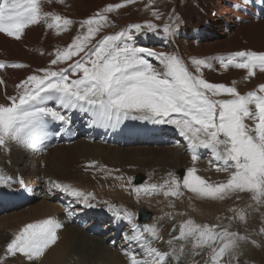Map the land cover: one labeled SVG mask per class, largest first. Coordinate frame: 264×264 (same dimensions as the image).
<instances>
[{
	"label": "snow or ice",
	"instance_id": "6c2138e0",
	"mask_svg": "<svg viewBox=\"0 0 264 264\" xmlns=\"http://www.w3.org/2000/svg\"><path fill=\"white\" fill-rule=\"evenodd\" d=\"M43 2L0 0V33L19 40L29 26L42 21L47 28L58 32L67 31L73 25L72 19L45 11ZM134 2L123 0V3L109 4L102 12L80 21L83 31L65 48L56 49L50 60L51 66L64 63L66 67L37 69L15 85L14 95L5 92L4 101L0 102V148L7 150L15 144L37 149L53 132V124L61 127L70 124L69 113L88 116L92 125L100 127H117L127 120L173 125L187 141L194 163L199 158L197 149L210 150L214 160L222 162L215 165V170L229 175L225 181L211 182L199 175L196 167H190L182 178L169 173L163 184L132 185V178H128L127 183L132 185L131 192L137 199L160 193L165 197H180L183 189L197 198L214 201L249 193L257 205H264V83L242 94L236 81L226 85L204 78L202 69L212 68L208 59L193 57V72L175 53L135 46L136 36L145 34V30L153 34L161 31L151 21L128 25L93 43L109 23L107 13ZM153 15L160 19L159 13ZM178 23V19L166 23L162 29L164 35H174ZM217 59L224 69L231 66L245 70V80L256 76L257 71L264 73V51H236ZM6 67L27 65L0 61V69ZM0 84H4L3 79ZM54 134L59 135V130ZM95 166L96 162L91 161L85 168ZM10 180L11 177L0 172V184ZM18 182L24 186L22 178ZM50 183L52 188L75 198L83 207H96L92 203L94 193L69 184ZM107 208L113 213L114 221L127 225L123 238L129 245L125 255L130 264H179L186 242H191L194 255L200 254L196 249L210 250L205 264H234L241 243L249 241V235L230 231L228 226L202 225L188 219L178 229L173 226V232L178 231V235L166 241L169 250L164 251L153 244V241H163L156 224H139L136 213L113 209L111 205ZM237 215L241 221L245 219L242 210ZM61 227L52 217L25 224L6 244L5 257L15 258L19 254L30 262L39 259L57 242V230ZM260 232L264 233V228Z\"/></svg>",
	"mask_w": 264,
	"mask_h": 264
},
{
	"label": "rangeland",
	"instance_id": "374dc122",
	"mask_svg": "<svg viewBox=\"0 0 264 264\" xmlns=\"http://www.w3.org/2000/svg\"><path fill=\"white\" fill-rule=\"evenodd\" d=\"M117 3H123V0H53L52 6L51 2H48V0H44L43 8L45 11L54 12L68 17L72 19L74 23L69 27L67 31L58 32L54 28H47L46 24L42 21V25L45 24L43 26L45 27L46 36H48V38L50 39L46 38L45 36V38L40 41L39 50L41 53V59L39 61V64H41L43 68L66 67L67 65L64 63H61L57 66L50 65V60L54 58L56 49L65 48L72 42V40L78 33L83 31L82 29H80V21L92 17L98 12H102L104 8L109 4ZM204 4H206V2H204ZM223 6H225V4H223ZM204 9V5L200 2V0H135V2L132 4H127L120 9L107 13L109 17V23L96 36L93 43H95L96 40L101 39L104 35L114 34L123 30L128 25L136 23L144 24L146 21H151L152 23L158 25L161 31L153 34L145 30V34L136 36L133 42L135 46L150 48L157 52L175 53L180 57L182 56L181 58L184 61L188 62L187 65L189 66V69L191 71L193 70V72L195 71V69L191 65V59L193 57L208 59L212 64V68L202 69V71L204 78L209 82L225 83L227 85L228 83L231 84L230 81H234L233 77H236L238 79L236 85L237 89L242 86L238 89V91L242 94L247 93L248 91L256 90L258 85L264 83V73H259V71H257L256 76L245 80V76L247 75L245 70L236 69L231 66L228 69H224L220 66V62H218L219 59L217 58L227 57L231 52L224 53L220 52L218 49H211L208 53L203 55L200 49L204 45L207 46L213 42L218 41L227 42V44L231 45V47L237 46L234 52L248 50L257 52L264 51V23H254L253 25L255 27L253 28L250 36L247 34H243L240 38L236 39H234V32L236 31V28L228 30L226 28V25H223L219 29L217 36L209 38V36H207V32L210 29V26H206L203 30L201 27V23H199L200 20L206 17V12L204 11ZM192 10H194V12L197 14V20L195 18L191 19L189 17H186L188 15L185 12H191ZM154 12L159 13L160 19H156V17L153 15ZM262 17H264V14L262 15ZM176 19L179 20V23L176 25L175 40H172L170 36L166 37L164 35L162 29L166 23L173 22ZM27 33L30 34V32L28 31ZM161 35L162 41H159L158 38ZM28 47L30 49L34 48L31 44H29ZM73 59H76V57H74ZM149 59L154 65L159 66L157 61L152 58ZM5 63H21L27 65V67L24 68L6 67L4 69H0V79L13 81L11 83V95H14L15 85L21 80L25 79L28 75H30L29 68L33 63L26 62L24 60L19 62ZM69 63H71V61ZM37 69L42 68L37 67ZM14 79L19 81H14ZM240 89L242 90L240 91ZM135 122L139 123V121L134 120H127L123 123L131 126L134 125ZM249 123L251 122L249 121ZM167 126L175 129L173 125ZM158 127L159 125L147 126L146 124H144V121H142V124H138L137 129L132 128L130 129L131 132L129 133L128 130L127 133L133 135L146 134L148 133L149 129L152 128L154 129V131H156ZM111 129L112 127H108L107 132L111 133ZM59 130L61 131L60 128ZM63 139L64 138L59 134L56 135V138L48 137V139L46 138L45 140H60V142L56 146H62ZM123 142H127L126 137L123 138ZM143 142L144 141L141 140V143ZM74 143L77 142L75 141ZM137 143L138 141L130 146H117L123 148L124 150L122 152L116 153L115 155H112L109 151L105 150H97L85 154H81L78 151L76 153H68L55 162V172L49 171V167L46 165L44 158H42L49 154L45 153L44 155H42L41 159L35 162L38 163L36 169L37 173H39L36 174V176L34 175V177L29 178L31 180L30 183L33 184L32 186H37V189L32 188V190L30 191H25L26 188L24 186L26 185L21 186V184H14L12 182L7 183L6 185L8 186H0L5 189L4 190L0 188V224H2L0 226V242L2 240H7V243L10 242L14 235L25 224L47 218L48 216H42L28 222L25 221V219L32 217L35 212H37L39 208L47 202L62 207V210L59 213L55 214L57 217H66L64 212L67 209H70L72 211V215L76 213V216L84 214H88V216H90L91 212L99 217L101 216L104 220L109 219L111 221H113V216L111 214H107L111 213V211H109L107 208L108 205H114V209H127L128 211L136 213V216L138 214V208L146 206L148 209L152 210L151 212L154 213L153 218L150 219L152 223L149 221L147 222V224H156L158 226L162 225L160 228V234L164 239L163 241H158V244H162V246H164L165 248V251L169 250L166 241L170 239L171 236L178 235V231L173 232V226L175 225L178 229L181 223L188 219H191L195 223L202 225L219 224L228 226L230 231L238 232L241 235H249V241L241 243L239 256L234 261V264H264V233L260 232V229L264 228V205H257L255 201H252L251 194L249 193H239L223 201H214L210 199L197 198L193 196L192 193L182 189L183 195L180 197H165L162 193H160L151 196L142 195L139 199H137V197L136 199H129L135 198V195L131 192V187L132 185H136L134 181L136 176L142 175L144 177L142 183H144L145 181L147 183L163 184L164 181L169 178V173H173L174 175L182 178L186 173V170L190 168V162L193 161L192 159H190V162L185 161L184 164L176 168H171L168 167V165L165 166L164 164L156 165L154 162L151 163V160L150 162H146V165H144V167H142V164L139 162L136 163V165H133L132 158L128 154H126L127 151L148 149L149 151H153V153L156 151L159 152V150H157L159 147L158 145L143 147L142 145L138 146ZM72 144L73 143H70V145ZM29 150L34 155L36 149H27V152ZM24 153L26 154V152ZM2 159L7 164L9 160L7 154ZM91 161H95L96 166L88 167L86 169L85 166ZM201 161L207 162L206 160ZM207 163L209 165H212V162L210 163V161ZM212 166L215 167V165ZM117 169L119 171H116ZM180 170L185 171L182 176L178 174ZM0 171L9 177L12 176V174L8 173V171H5L4 168H2V170ZM224 173L225 172H221V174H219L220 176L216 175L215 178L218 181H215H225L229 174L225 176L223 175ZM126 175H128L129 178H132V185H128V180L125 178ZM117 176H122L124 179H115V177ZM33 181H36L37 183H33ZM51 181L69 184L72 187L78 188L80 190L82 187L85 189L86 193L90 192L91 190V193L95 194V199L92 201V203L95 204L96 207H83L77 201L74 203L73 197L64 195L60 191H58L56 194L45 191V189L43 188L45 186H51ZM121 185L125 186L122 187ZM237 195L239 196V198H237ZM241 210L245 214V219L243 221H241L237 215V213ZM103 211H105L106 214H103ZM144 211L147 212L146 209H144ZM66 218H68L69 223L61 224L62 227L57 230L58 242L56 244H59L60 241L64 239V234L62 233V231L64 232L69 229V232L66 233V235L69 239V243L72 246L74 254L77 251H88L89 249L87 248V246L84 244H80L82 241H80L76 236L74 237V232L77 231V229L75 225L70 222L72 216L70 215ZM229 218L232 219L230 220ZM103 219L101 225H99L98 229L93 235H91V229H89L91 227L89 225V222H87L86 224L89 228L83 230L88 235L87 239L90 240L91 245L94 246L98 244L99 246H105L108 250H111L109 245L105 244L104 242L106 228L103 224ZM167 227L168 229H166ZM163 228L165 229L164 231ZM78 229L79 231L83 232V230H80L81 228ZM125 231H127V227L124 232ZM253 240L256 242L255 244L251 242ZM176 243L178 245L180 242ZM155 244L157 245V243ZM5 248L6 247L0 249L1 257L4 255ZM134 248L135 246L133 245L132 249ZM128 249L129 245L121 235L118 248L113 247V250H123L124 252L122 253H125V251ZM48 250L49 248L45 251V253H47ZM196 251L200 254L194 255L191 242H186L185 252L181 256L179 264H205V258L210 255V250L205 248L203 250L196 249ZM112 256L113 255H110V257ZM5 258L6 259L1 260L4 262V264L8 263V259H13L15 261H19L21 259L19 254L15 258ZM37 260L30 262L26 259L25 262L27 264L42 263L41 258ZM10 264L18 263L11 262ZM87 264L90 263L87 261ZM127 264H129V262H127Z\"/></svg>",
	"mask_w": 264,
	"mask_h": 264
},
{
	"label": "bare ground",
	"instance_id": "6f19581e",
	"mask_svg": "<svg viewBox=\"0 0 264 264\" xmlns=\"http://www.w3.org/2000/svg\"><path fill=\"white\" fill-rule=\"evenodd\" d=\"M200 2L204 5L205 8L204 11L206 12V17L200 20L199 23H201V27L203 30L206 26L207 27L210 26V29L207 32L208 33L207 36H209V38H213L214 36H217L219 29L223 25H226V28L228 30H232L233 28H236V31L234 32L235 33L234 39L240 38L241 35L243 34H247L250 36L253 28L255 27L253 25L254 23L257 22H262V24L264 23V17H262V15L264 14V0H200ZM204 2H206V4H204ZM52 3L53 0H51V6ZM223 4H225V6H223ZM185 13H187L188 15L186 17H189L191 19L195 18L197 20L196 17L197 14L194 12V10ZM43 25L41 22L38 25L29 26L25 30L21 39L19 40H16L15 38L8 37L7 35L0 33V61L19 62L24 60L26 62H31L33 64L29 68L30 75L36 72L37 67L43 68V66L39 64V61L41 59L39 45H40V41L44 39L46 36L45 27ZM27 31L30 32V34H28ZM46 38H48V36H46ZM29 44H31L34 48L30 49L28 47ZM236 48L237 46L231 47V45H228L227 42L217 41L207 46L204 45L200 49V51H202L203 55L208 53L211 49H218L220 52H224V53L227 52L232 53ZM186 64H188V62ZM233 80L236 81V85H237L238 79L236 77H233ZM3 81L4 84H0V102L4 101L5 92H7L8 95H11V90H12L11 83L13 81L6 79H3ZM14 81H19V80L14 79ZM230 82L232 83V81ZM227 85H231V84L228 83ZM241 90L242 89H240V91ZM69 115L71 117L70 124L65 125L63 127H61V125L59 124L57 126H60L61 135L63 137L67 136L68 139L71 140V143H73L70 146H65L64 144H62V146H56L53 148L46 147L48 150H43L41 151V153H37V154L34 153V155L32 154V152H30V150L27 152L26 148H22L15 144H11L7 150L0 148V156H1L0 170L4 168L5 171H8V173L12 174L10 182L14 184H20L18 181L22 178L24 181V185H26L24 186L26 188L25 191L26 190L30 191L32 190V188L37 189V186H32L33 184L30 183L31 180L29 178L34 177V175L36 176V174L39 173V172L37 173V169H36L38 163L35 162L41 159L42 155H44L45 153H48L49 155H46L45 157L42 158H44L46 165L49 167V171L55 172V162L68 153H73V152L76 153L78 151L81 154H85L97 150H105V151H109L110 154L115 155L116 153L122 152L124 149L117 146L124 144L123 143L124 137L128 139L130 144H134V142L139 141V143L137 144L138 146L139 145L140 146L142 145L143 147H150L154 145L159 146L157 149L159 150V152L156 151L154 153L153 151L151 150L149 151L148 149H141V150L137 149L136 151H132V150L127 151L126 154H128L132 158L133 165H136V163L139 162L142 164V167H144V165H146V162H150L151 160V163L154 162L156 165L164 164L165 166L168 165V167L176 168L184 164L185 161L190 162V159H192V153L189 152L187 148V141H185L183 137H181L178 134L177 130L173 129L170 126H167L168 124L159 125L156 131H154V129L151 128L148 130V133H146V135H142V134L133 135V134H129L131 132L130 129L132 128L137 129L138 124H142V121H139V123L135 122V124L131 126L122 123L117 127H112L111 133H108L107 132L108 127H100V126L92 125L88 116L79 113H69ZM144 124H146L147 126L155 125L145 121ZM128 130L129 133H127ZM48 137H54V134L50 132ZM141 140L144 142L141 143ZM75 141L77 143H74ZM24 152H26V154ZM6 154L9 159L7 164L2 159ZM196 154L198 155L199 158L195 163L191 161L190 167H196L197 173L202 177L213 182L218 181L216 180L215 177L216 175L221 174V172H217L215 170V167H213L212 165H216L217 163L222 165V162L215 161L210 150L207 149H197ZM201 160H206L207 162L211 161L212 165H209L207 162ZM228 174L229 173L225 172L223 175L227 176ZM125 178L128 180L129 176L126 175ZM35 182L33 181V183ZM0 186H8V185L2 184ZM0 188L4 189L2 187ZM43 189H45V191L49 193L56 194L58 192L57 189H54L51 186H45ZM81 190L86 192L85 189L82 187ZM129 199H136V196L135 198H129ZM75 202L76 199L74 198V203ZM61 210H62L61 206H57L51 204L50 202H47L44 203L39 208V210L35 212V214L32 217L25 219V221L28 222L38 217L48 216L47 218L52 217L56 219L60 224L69 223L68 218L57 217L55 215L56 213H59ZM75 214L76 213L71 215L72 219L70 220V222L73 225H75L77 229V231L74 232V237L76 236L80 241H82L80 244L86 245L89 250L85 252L77 251L74 254V251L72 250V246L69 243V239L66 235V233L69 232L68 229L64 232L62 231V233L64 234V239L61 240L59 244H56L58 242L57 240V242L54 245L49 247L47 253H45L42 257H40L42 260L41 264H87V261L90 264H127V262H129L130 264V260L128 256L125 255V253L114 252L112 251V249L108 250L105 246L104 247L99 246L97 243H96L97 245L93 246L91 245L90 240L87 239L88 235L83 230L89 228L86 225L87 222H89V225L91 226L89 229H91L92 234L91 233L90 234L93 235L95 231L98 229L99 225H101L102 223L103 218L101 216L99 217L91 212H90V216H88V214L76 216ZM103 214H106L105 211H103ZM107 214L112 215L113 213L111 212ZM150 222L152 223V221ZM93 224L94 226L92 227ZM1 225L2 224H0V226ZM161 226H158L159 230H161L160 229ZM78 228H81L80 230H83V232L79 231ZM166 229H168V227ZM164 230L165 229L163 228V231ZM155 243H157V245ZM6 244H7V240H2L0 242V249L6 247ZM153 244L155 247L165 251L164 246H162V244H158V241H153ZM110 255L113 256L110 257ZM20 258L21 259L19 261L8 259L7 264H10L11 262H16L18 264H27L25 262V260L27 259L26 257L20 255ZM4 259H6L5 255H3L2 257L0 256V261Z\"/></svg>",
	"mask_w": 264,
	"mask_h": 264
},
{
	"label": "crops",
	"instance_id": "0c3cea01",
	"mask_svg": "<svg viewBox=\"0 0 264 264\" xmlns=\"http://www.w3.org/2000/svg\"><path fill=\"white\" fill-rule=\"evenodd\" d=\"M163 36H164V35H163ZM161 37H162V35H161V36H159V38H158V40H159V41H162V38H161Z\"/></svg>",
	"mask_w": 264,
	"mask_h": 264
}]
</instances>
